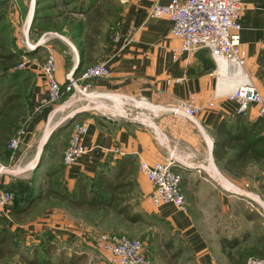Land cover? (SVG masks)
I'll return each instance as SVG.
<instances>
[{"label": "crops", "instance_id": "0c3cea01", "mask_svg": "<svg viewBox=\"0 0 264 264\" xmlns=\"http://www.w3.org/2000/svg\"><path fill=\"white\" fill-rule=\"evenodd\" d=\"M157 1L165 4L169 0L111 1L112 13L115 19L120 20L121 28L133 24L137 29L133 39L125 46L108 39L106 42L93 40L88 43L78 36L76 47L73 43H70L71 48L65 44L58 46L57 42L44 45L56 59L55 77L62 84L66 81V75L75 70L78 61L81 64L77 73L94 60H102L107 64L110 76L89 80L93 93L126 98L146 97L149 102L159 106H171L176 99L195 95L197 105L203 106L202 111L193 118L161 111L154 123L164 140L162 137L156 139L147 126L121 118H106L100 113L92 114L82 119L88 123V131L82 140L88 151L74 163L65 166L62 163L65 145L59 148L58 155L52 154L51 162V154L48 155L43 146L52 133H48L44 142L42 138L54 112L50 109L53 104L46 102L47 86L42 66H34L36 64L32 62L31 71L36 76V84L30 102L34 111L25 122L27 134L21 143L23 150L17 151L11 159L13 162H9L18 164L23 174L20 178L25 181L37 174L43 177L37 176L33 181L38 187L37 195L40 198L31 205V210L43 200L57 201L49 195L55 180L61 183V189L74 194L78 175L82 174L88 181H94L99 172L111 176L117 163L129 158L132 165L129 172L123 175L131 184L130 192L137 195L143 211L156 215L168 224L170 250L180 249L181 258L177 264H230L226 253L230 251L236 256L237 250L245 254L243 263L246 264L251 255L264 257V233L255 243H251L249 231L251 222L264 217V196L256 189L254 180L258 167L251 164L244 176L232 177L221 170L212 153L213 132L217 123L221 119L231 118L236 110L235 102L227 98L228 92L236 84L230 75L232 68L216 63L207 49L180 50V39L172 36L170 20L167 17H148L147 10L151 2ZM241 1L238 22L241 26L240 41L246 51L244 71L264 97V79L261 74L264 68V0ZM96 45L100 46V50L95 56L91 49ZM87 50H91V54ZM177 78L179 80L174 81ZM209 99L213 100V105L208 108L205 104ZM38 103V107L34 106ZM243 114L249 121L258 117L257 108L253 105ZM114 145L120 146L124 153L112 160L108 149ZM170 151L179 160L184 162L185 157H191L194 163L193 167L180 163L173 167L181 174L180 186L186 198V211L168 203L154 206L150 199L152 184L138 171L141 159L149 162L162 160ZM43 152L45 160L38 163ZM14 182L7 176H0V184L7 189H11ZM250 193L257 195L259 200L262 197L263 200L258 203L261 210L259 208L252 212L246 205L254 198ZM12 207L9 205L7 213H0V227H6L17 235L22 234L32 244L43 245L45 237L50 238L52 258L60 252L65 257L72 255L71 238H75L72 233L77 232V229L70 226V221L64 220L60 212L55 211L58 207L43 209L41 218L22 223L10 218ZM237 222L240 226H237ZM223 238H238L240 244L229 250L223 249ZM77 253H83L87 259L88 252L84 247ZM8 264H22L19 255Z\"/></svg>", "mask_w": 264, "mask_h": 264}, {"label": "rangeland", "instance_id": "374dc122", "mask_svg": "<svg viewBox=\"0 0 264 264\" xmlns=\"http://www.w3.org/2000/svg\"><path fill=\"white\" fill-rule=\"evenodd\" d=\"M111 1L112 0H0V120L7 111H10L9 113L11 115H16V113L19 114L18 128H16L17 130L13 137L20 135V142L15 150H11L8 146L11 152L10 162H13L11 159L16 155L17 151L23 150L21 143L27 134L25 122L34 111L33 105L30 102L32 91L36 84V76L31 71L32 64H36L34 66L43 65L49 54L44 48V45L50 42H57L58 46L65 44V46L70 47V43H73L74 46H78V42L76 43L77 36L80 40L83 39L82 41H88V43L93 40L95 42H106L109 38L110 27L116 25L117 22L120 23V20L115 19L112 13L113 3ZM96 46L97 47L91 49L92 54L95 56L100 50V46ZM91 50H87V52L91 54ZM89 57L90 56H88V58ZM23 60H25L27 64L25 68L20 69L17 67V64ZM93 63L94 62L91 64ZM87 66H84V68ZM14 70H21L22 75H15ZM77 72L78 70L72 71V75L78 76ZM85 82L86 81H83L84 84ZM62 88L63 92L60 98L54 103H48L53 104L50 106V109L54 110V112L46 127L45 134L49 132L52 134L43 148L45 152H48V155L51 154V157L49 156L51 162H53L52 154L55 153V155H58L57 151H59V148H63L68 142L73 126L82 119L98 113L95 109L97 105L103 108L102 104L106 105V103H109V100L104 96H95L91 87L86 93L84 92V94L75 87H69L68 81L66 80L62 83ZM38 105L39 103L36 105L34 104V106L37 107ZM10 107L11 110H9ZM44 155V152L41 153L38 163L45 160ZM56 159L55 162H57ZM10 162H6L5 164L0 160V164L4 167L0 176H7L13 182L15 181L12 188H15L16 191L7 189L2 184H0V187L9 190L13 194V199L9 205L14 207L16 206L17 197L15 192L24 188L23 192H31V194L36 195L38 193V187L33 181L36 180L37 176L43 177L37 174L33 175V178L25 181L20 178L23 174L20 173L18 164L12 165ZM58 183L61 185L60 182ZM27 185L32 188L31 191H29L30 188L24 187ZM232 188L234 189L235 187L232 186ZM253 196L254 198L252 197L249 203L246 202V205H249L252 212L259 208L261 210L258 203L260 200H263L262 197L259 200L257 195ZM126 197L129 208L133 212L136 211L141 213L142 219L128 223L112 213L109 215L100 211L96 213L75 211L62 204V202L50 199L43 200L41 204L34 206L29 213L17 216L16 220L10 218L18 223L29 222L41 218L43 209L56 206L58 208H56L55 211L60 212L61 217L64 220L70 221V226L77 229V232L72 233L75 237L71 238L73 239L71 240L72 252H80L83 247L88 252V256L86 255L88 261L84 258L85 255L82 253L79 264H106L99 253L100 248L94 238L102 232L122 233L129 237L132 236L139 239L143 244L145 256L150 258L152 264H165V260L160 256V252H167L164 244L170 238L168 224L156 215L143 211L141 202L138 200L135 193L133 194V192L129 191ZM9 205L4 209H0V213H7V207ZM237 226H240L238 222ZM263 226L264 217H261V220L255 219L254 222H251V228H249L252 236L251 243H255V240H258L264 233ZM241 227H244L243 223H241ZM14 234V246L17 250V254L24 253L30 255L32 250L36 248V245H39L32 244L30 240L26 241L25 236L22 234L17 235L15 232ZM168 254L170 255V253ZM16 255H9L0 259V264H8ZM177 256L178 257L173 259L174 263H178L181 258L180 253ZM251 256L258 257L257 255Z\"/></svg>", "mask_w": 264, "mask_h": 264}, {"label": "built area", "instance_id": "2783aa9c", "mask_svg": "<svg viewBox=\"0 0 264 264\" xmlns=\"http://www.w3.org/2000/svg\"><path fill=\"white\" fill-rule=\"evenodd\" d=\"M242 8L241 0H169L165 4L151 2L147 12L149 18L167 17L171 22V34L180 39L179 49L193 51L200 48L207 49L216 63L219 60H228L233 64L230 72L231 78L236 81L235 86L228 92L227 98L235 102L236 112L245 113L251 105L257 108L258 115L264 120V97L256 89L244 71L246 51L240 41V28L238 18ZM109 40L125 46L136 34L137 29L133 24H128L124 29L120 23L110 27ZM26 61H20L17 67H26ZM56 59L48 54L41 67L47 86V103L56 102L62 95L61 84L55 77ZM110 71L102 60H95L93 64L83 68L78 76L72 72L66 75L68 86L75 87L82 93L90 88L89 80L94 78H108ZM177 78L174 81H178ZM83 81H86L85 84ZM169 82L171 80H168ZM84 93V94H85ZM91 95V93H90ZM104 96L109 103L95 108L98 113L106 118H121L133 121L141 126L149 127L156 139L160 137L154 123V119L161 111L180 113L188 118L198 115L203 106L197 105L195 95L187 99H176L171 106L156 105L149 102L146 97L130 98L110 94ZM92 95L93 97H95ZM216 96V94L214 95ZM213 105V100L205 104V107ZM88 131V123L81 120L73 126L72 133L63 150L62 162L70 165L88 149L83 144V137ZM20 142V135L14 136L9 141V148L15 150ZM164 142V141H163ZM166 143V142H164ZM111 159L117 158L124 152L118 145L108 149ZM183 164L193 167L191 157H185V161L176 158L173 151L167 153L162 160L149 162L141 159L138 171L148 178L152 184L150 199L154 206L163 203L172 204L177 209L186 211V198L181 190V174L173 167L175 164ZM4 167L0 164V173ZM13 194L0 187V209H4L11 203ZM100 248V255L106 264H152L149 257L143 252V244L135 237H129L122 233L102 232L94 237ZM246 264H264V257L250 256Z\"/></svg>", "mask_w": 264, "mask_h": 264}, {"label": "trees", "instance_id": "16d2710c", "mask_svg": "<svg viewBox=\"0 0 264 264\" xmlns=\"http://www.w3.org/2000/svg\"><path fill=\"white\" fill-rule=\"evenodd\" d=\"M1 5V2H0ZM12 53V52H11ZM81 60V59H80ZM78 70L80 61L77 62ZM212 67V65L210 66ZM15 75H22L21 70H14ZM264 79V68L261 71ZM61 91L63 92L62 84ZM11 110V107L9 108ZM7 111L0 120V160L6 164L10 160V150L8 144L10 139L18 128V113L11 115ZM213 157L215 162L219 164L224 173H228L232 177H242L245 170L251 164L258 167V173L255 174L256 189L264 196V120L258 115L253 121L246 119L242 113H233L231 118L221 119L213 132ZM131 159H124L122 163H117L113 175L107 176L98 173L94 181L89 182L82 174L78 175L75 183V193L70 194L65 189H60V184L55 180L51 194L57 201L62 202L68 208L75 211H83L84 213H96L98 211L106 214H114L128 223L142 219L139 212H133L129 208L126 195L129 193L131 184L126 180L124 173L129 172L131 167ZM59 186V187H57ZM30 188L29 185L24 186ZM20 189L16 194V203L9 215L13 219L17 216L30 212L31 205L35 203L40 195L31 194V192H23ZM15 190V188H11ZM30 188L29 191H31ZM22 195H21V194ZM15 234L9 229L0 227V259L16 255L17 250L14 246ZM50 238L45 237L43 245H36L31 254L20 253L19 259L22 264H79L82 254L72 252V255L65 257L62 252L52 258L53 246L49 241ZM240 244L238 238L222 239V248L226 249L238 246ZM167 252H160V256L165 260V264H177L173 259L178 257L180 249L170 250L171 240L164 244ZM42 250V251H41ZM255 253V249L252 248ZM236 252V256L230 251L226 253L231 260L230 264H244L243 257L245 254ZM170 253V255L168 254ZM260 257V256H258ZM263 257V256H262ZM260 257V258H262Z\"/></svg>", "mask_w": 264, "mask_h": 264}, {"label": "bare ground", "instance_id": "6f19581e", "mask_svg": "<svg viewBox=\"0 0 264 264\" xmlns=\"http://www.w3.org/2000/svg\"><path fill=\"white\" fill-rule=\"evenodd\" d=\"M219 62L222 64H224V65H228L227 67H230V68H233V64L230 62V61H228V60H222V59H220L219 60ZM47 135H48V133H46L45 135H44V137H43V142H44V140H45V138L47 137ZM215 173V172H214ZM213 173V174H214Z\"/></svg>", "mask_w": 264, "mask_h": 264}]
</instances>
